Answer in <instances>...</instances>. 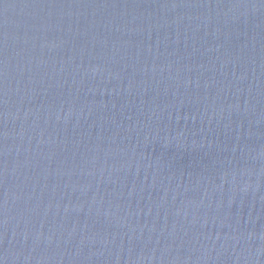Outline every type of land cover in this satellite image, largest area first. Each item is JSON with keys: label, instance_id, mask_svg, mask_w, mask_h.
I'll return each instance as SVG.
<instances>
[{"label": "water", "instance_id": "obj_1", "mask_svg": "<svg viewBox=\"0 0 264 264\" xmlns=\"http://www.w3.org/2000/svg\"><path fill=\"white\" fill-rule=\"evenodd\" d=\"M0 264H264V0H0Z\"/></svg>", "mask_w": 264, "mask_h": 264}]
</instances>
